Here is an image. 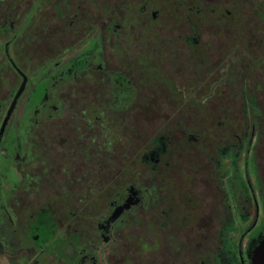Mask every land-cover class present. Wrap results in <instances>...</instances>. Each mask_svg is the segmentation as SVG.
I'll return each mask as SVG.
<instances>
[{
  "label": "flooded vegetation",
  "instance_id": "obj_1",
  "mask_svg": "<svg viewBox=\"0 0 264 264\" xmlns=\"http://www.w3.org/2000/svg\"><path fill=\"white\" fill-rule=\"evenodd\" d=\"M0 264H264V0H0Z\"/></svg>",
  "mask_w": 264,
  "mask_h": 264
}]
</instances>
